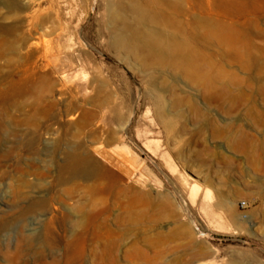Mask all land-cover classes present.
Segmentation results:
<instances>
[{
	"label": "rangeland",
	"instance_id": "1",
	"mask_svg": "<svg viewBox=\"0 0 264 264\" xmlns=\"http://www.w3.org/2000/svg\"><path fill=\"white\" fill-rule=\"evenodd\" d=\"M0 264H264V0H0Z\"/></svg>",
	"mask_w": 264,
	"mask_h": 264
}]
</instances>
